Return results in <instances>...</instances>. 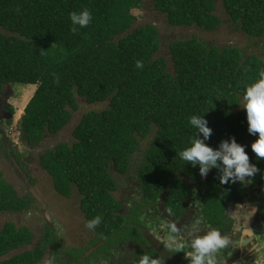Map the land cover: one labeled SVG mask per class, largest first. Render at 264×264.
<instances>
[{"label": "trees", "instance_id": "1", "mask_svg": "<svg viewBox=\"0 0 264 264\" xmlns=\"http://www.w3.org/2000/svg\"><path fill=\"white\" fill-rule=\"evenodd\" d=\"M150 2L172 27L204 32L223 25L218 8L232 30L264 42V0H220V5L217 0ZM143 4L144 0H0V95L9 84L36 85L17 123L21 135L41 140L46 136L41 134L61 130L77 109V97L87 104L107 103L85 112L72 131L73 140L58 142L40 160L60 195L78 193L86 226L100 218L87 227L95 232L90 244L100 243L89 256L132 238L143 241L138 223L146 205L161 203L174 218L185 214L186 200L198 182L197 214L218 232L233 229L235 219L226 209L243 195V181L230 177L222 182L225 166L219 158L218 167L204 174L199 163L180 158L192 138L203 139L189 124L193 115L207 120L212 131L205 143L213 150L233 139L244 146L250 165L257 169L246 176L264 187V159L251 149L258 133H249L246 111L239 108L246 85L264 70V56L209 41L206 33L176 38L168 44L167 57L157 56V26L136 23L131 12ZM84 9L92 20L73 32L70 14ZM138 61L142 68L136 66ZM7 110L13 114L8 103ZM0 147L8 157L7 149ZM137 154L142 202L123 212L127 206L114 196L118 189L114 176L126 174ZM36 201L27 189L20 195L0 170V212L39 209ZM33 237L29 226L5 222L0 229V264H34L46 245L57 247V234L46 224L35 246L6 256ZM79 255L81 248L76 250Z\"/></svg>", "mask_w": 264, "mask_h": 264}, {"label": "rangeland", "instance_id": "2", "mask_svg": "<svg viewBox=\"0 0 264 264\" xmlns=\"http://www.w3.org/2000/svg\"><path fill=\"white\" fill-rule=\"evenodd\" d=\"M217 4H221L220 0H217ZM131 12L137 18L136 23L148 21L157 26L160 34V49L157 56L167 57L169 55L168 44L176 38H183L190 34L203 36L205 33L204 36L209 41H216L221 45L234 44L241 48L245 47L246 52L252 51L264 56V42L255 37H247L242 31L232 30L228 24V18L218 8L217 12L222 18L223 25L212 32H204L197 27H172L162 16V13L153 9L150 0H144L142 8H134ZM170 66L171 64L169 70ZM35 89L36 85L9 84L4 86V91L0 95V100L5 102L3 109L0 108V127L3 131V135L0 134V146L4 145L8 152L15 150L18 160L23 162L21 169H26L27 178L33 181L30 182L34 188L32 189L45 206L37 200L35 205L39 209L31 208L25 212H0V229L5 222H14L16 225L29 226L34 235L29 244H23L11 250L6 256L9 257L35 246L43 235V227L47 224L53 226L54 232L57 234L58 241L55 242L57 247L46 245L44 255L34 264H75L80 260H82L81 264H139L144 255L138 250L146 247L134 245L130 241L122 242L106 252L89 256L90 252H93L100 244L97 242L90 244L95 232L87 228L85 224V216L79 208L78 193L75 191L69 198L60 195L54 188L52 177L40 164L41 157L48 149L53 148L58 142L73 140L72 131L85 112L105 108L107 103L87 104L83 98L77 97V109L71 111L72 119L68 124L56 133L41 134L46 135L41 140H27L26 136L20 134L17 123ZM7 103L13 108L11 116H8ZM241 106H243V100L239 108ZM5 135L8 138L4 137ZM144 148L146 146L142 142L141 150ZM139 155L141 154L135 156L126 174H115L114 176L118 183V189L114 191V196L127 206L123 208V212H126L128 207L133 204L142 202L137 178ZM11 166L12 164L6 161L3 155V148L0 147V170L11 184L18 187V193L23 195L25 189L16 177L18 173L15 174ZM242 183L243 195L226 209V214L235 219L234 227L229 232H219L226 243L224 247L210 254L215 259V264H264V187L259 188L254 185L247 176L244 177ZM193 190L191 197L186 200V212L180 217L174 218L161 203L146 205L140 210L139 216L142 223H138V225L139 227L141 225V230L150 234L158 243L167 247L172 246V248L181 245L187 246L183 258H177L182 261V264H192V256L195 251L192 247L194 239L216 231L201 218V215L197 214L201 206L197 197L201 190V183L198 182ZM143 227L145 228L143 229ZM133 231V235L137 233L135 230ZM127 232H132V229ZM132 240L134 241L133 238ZM245 241L248 242L245 244ZM253 244L255 247L257 246L254 252L251 249ZM80 248L81 255L76 257V250ZM149 257L150 261L154 260L153 255Z\"/></svg>", "mask_w": 264, "mask_h": 264}, {"label": "clouds", "instance_id": "3", "mask_svg": "<svg viewBox=\"0 0 264 264\" xmlns=\"http://www.w3.org/2000/svg\"><path fill=\"white\" fill-rule=\"evenodd\" d=\"M72 22V31H76V26L86 27L92 20L91 12L87 9L77 13L70 14ZM138 68H142L141 62H137ZM258 78L254 82L246 85L243 94V108L246 111L248 131L258 138L251 144L252 151L260 159H264V70L258 72ZM5 102L0 100V108L3 109ZM11 113L8 114L10 116ZM12 115V114H11ZM5 119H7L5 117ZM189 124L203 134V139L192 138L190 146L182 150L179 155L183 161L191 162L193 165L199 163L202 174L206 173L210 167H218L217 159L219 158L224 168L222 182H227L230 177H235L241 181L244 177L251 176L256 172L255 166L250 165L249 155L244 146L238 144L234 139L231 142H223L220 145L221 150H213L205 141L210 137L211 129L207 126V120L202 116L193 115L189 119ZM1 134V133H0ZM3 135V134H1ZM20 136V135H19ZM4 137L8 138L7 135ZM4 146V145H3ZM5 147V146H4ZM15 150H11L10 153ZM8 152V150H7ZM4 155V154H3ZM5 159L8 157L5 156ZM14 164L18 165V158L11 154ZM234 169V171H233ZM23 172V171H22ZM30 184L28 183V186ZM31 186V185H30ZM31 188H33L31 186ZM34 189V188H33ZM100 218L90 221L87 227L92 228L99 223ZM226 241L221 238L218 231H211L203 237L193 240L192 247L195 250L192 256V264H215L211 253L224 247ZM257 247V246H256ZM255 249L252 250L254 252ZM139 264H159L157 260H151L148 255H144Z\"/></svg>", "mask_w": 264, "mask_h": 264}, {"label": "flooded vegetation", "instance_id": "4", "mask_svg": "<svg viewBox=\"0 0 264 264\" xmlns=\"http://www.w3.org/2000/svg\"><path fill=\"white\" fill-rule=\"evenodd\" d=\"M2 113H3V111H2ZM2 115H4V114H2ZM2 128H3V126H2ZM0 133L2 134L1 127H0ZM7 154H8V158L6 159V161H8L9 163L12 164L11 167H12L14 173L15 174L18 173V175L16 174V177L19 179L20 185L24 186L25 189L30 191V189H32V188H31L30 185L28 186L27 184L28 183L31 184L30 183L31 179L27 178V174L25 173L26 169H24V170H22L23 168L21 169V167H23V162L20 161V160H17L18 165H16V164L13 163V161L11 159V153L7 152ZM141 232H142V235H143V238H144L143 241L135 242L133 240H127L128 242L130 241V242L134 243V245H137V246L138 245H143L144 247H146L144 249H139L138 248L139 249L138 250L139 253H141L142 255H148V256L153 255L154 260L159 261L160 264H182V261L181 260H177V258L180 257V259H182L184 253L183 254L179 253L178 250L182 249L186 245L176 246L174 248H172V246L171 247H167L166 245H162V244L158 243V241H156L153 237H151L150 234H148V233H146L144 231H141ZM97 243L100 244L99 242H97ZM137 246H135V247H137ZM252 246H255V244H253Z\"/></svg>", "mask_w": 264, "mask_h": 264}, {"label": "water", "instance_id": "5", "mask_svg": "<svg viewBox=\"0 0 264 264\" xmlns=\"http://www.w3.org/2000/svg\"><path fill=\"white\" fill-rule=\"evenodd\" d=\"M11 116V114H10ZM17 165V164H16ZM30 191L32 192V194L36 197V199L42 203V205L44 206V203L42 202V200L40 199V197L37 195V193L33 190V189H30ZM45 207V206H44Z\"/></svg>", "mask_w": 264, "mask_h": 264}, {"label": "crops", "instance_id": "6", "mask_svg": "<svg viewBox=\"0 0 264 264\" xmlns=\"http://www.w3.org/2000/svg\"><path fill=\"white\" fill-rule=\"evenodd\" d=\"M3 132V131H2ZM248 236V235H247ZM249 238V237H248ZM246 242H248V241H245V244H246ZM256 247L255 246H252L251 247V249L253 250V249H255ZM253 254V253H252Z\"/></svg>", "mask_w": 264, "mask_h": 264}]
</instances>
